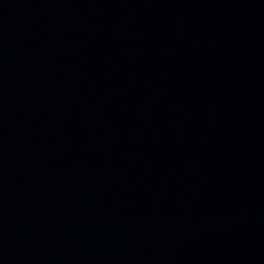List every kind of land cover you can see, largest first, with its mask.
<instances>
[{
  "label": "water",
  "instance_id": "95a60500",
  "mask_svg": "<svg viewBox=\"0 0 264 264\" xmlns=\"http://www.w3.org/2000/svg\"><path fill=\"white\" fill-rule=\"evenodd\" d=\"M0 264H264V0H0Z\"/></svg>",
  "mask_w": 264,
  "mask_h": 264
}]
</instances>
